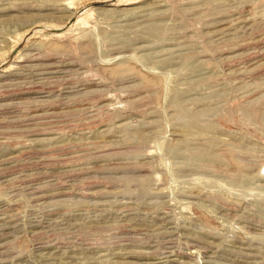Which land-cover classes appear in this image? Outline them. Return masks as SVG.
Wrapping results in <instances>:
<instances>
[{
  "label": "rangeland",
  "instance_id": "rangeland-1",
  "mask_svg": "<svg viewBox=\"0 0 264 264\" xmlns=\"http://www.w3.org/2000/svg\"><path fill=\"white\" fill-rule=\"evenodd\" d=\"M0 264H264V0H0Z\"/></svg>",
  "mask_w": 264,
  "mask_h": 264
},
{
  "label": "bare ground",
  "instance_id": "bare-ground-1",
  "mask_svg": "<svg viewBox=\"0 0 264 264\" xmlns=\"http://www.w3.org/2000/svg\"><path fill=\"white\" fill-rule=\"evenodd\" d=\"M178 114V113H177ZM179 115H180V113H179ZM176 117V116H175ZM181 118V117H180ZM189 128H192V127H189ZM199 128V127H198ZM188 129V128H187ZM194 129H195V127H194ZM197 129V128H196ZM184 130V129H183ZM189 130V129H188ZM199 130V129H198ZM185 131H186V129H185ZM196 132V131H195ZM191 134V133H190ZM195 176V175H194ZM233 182H235V181H233ZM223 184V183H222ZM232 187V186H231ZM242 190V189H241ZM240 191V190H239ZM88 205V204H87Z\"/></svg>",
  "mask_w": 264,
  "mask_h": 264
}]
</instances>
